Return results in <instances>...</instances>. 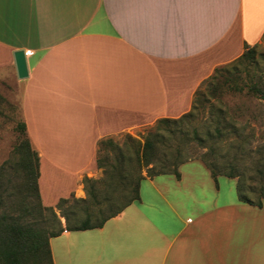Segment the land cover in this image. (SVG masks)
I'll use <instances>...</instances> for the list:
<instances>
[{
	"label": "crops",
	"instance_id": "1",
	"mask_svg": "<svg viewBox=\"0 0 264 264\" xmlns=\"http://www.w3.org/2000/svg\"><path fill=\"white\" fill-rule=\"evenodd\" d=\"M263 36L264 0H0V74L19 87L43 204L84 198L102 140L188 113L215 70ZM189 169L145 179L102 228L52 238L54 264H264L250 204L204 199L211 174Z\"/></svg>",
	"mask_w": 264,
	"mask_h": 264
},
{
	"label": "trees",
	"instance_id": "2",
	"mask_svg": "<svg viewBox=\"0 0 264 264\" xmlns=\"http://www.w3.org/2000/svg\"><path fill=\"white\" fill-rule=\"evenodd\" d=\"M245 46L235 61L219 67L195 94L191 110L179 118H161L143 140L131 135L122 142L99 143V178H83L85 198H61L56 207L43 204L40 157L28 135L16 148V160L0 168V264H54L50 240L69 231L102 228L139 201L147 178L174 175L194 160L209 170L216 185L223 176L237 180L240 201L264 208V132L255 133L248 109L232 106L227 97L264 101V76L242 83L241 74L259 67L257 47ZM264 119L262 112L252 116ZM7 171V188L5 167ZM13 178H11V176ZM253 183H257V187ZM64 219L65 223L62 222Z\"/></svg>",
	"mask_w": 264,
	"mask_h": 264
},
{
	"label": "rangeland",
	"instance_id": "3",
	"mask_svg": "<svg viewBox=\"0 0 264 264\" xmlns=\"http://www.w3.org/2000/svg\"><path fill=\"white\" fill-rule=\"evenodd\" d=\"M257 52L259 67L254 69L251 68L249 72L242 73L240 77V81L242 83L249 81V78L251 77L258 79L259 76H264V45L258 46ZM226 101H228V103L232 106L238 104V106H241L243 109H248V118L250 117L249 122L254 127L255 133L261 137L262 133L264 132V119L260 117L259 119L254 120L252 119V116L255 114L259 116V114L264 109V101L256 97L246 98L244 96H228ZM23 122L24 121L21 111L19 87L10 78L7 77V74H0V168L4 165L12 164L13 161L16 160V148L25 140V137L22 135L20 128V125ZM151 128L152 126H146L139 131H136L134 135L125 133L121 136L115 137L114 140L117 142H122L124 140V136L126 135H131L135 138L143 140L144 135ZM191 162L199 163H186L181 166V169L190 171L189 168L198 167L204 168V170H208L205 165L199 160H194ZM10 167H5L4 174H6V182L7 171L11 175H13L12 169H10ZM13 176H11V178H13ZM100 176L101 174L97 178H99ZM210 184V187L205 184L203 188H198V192L199 194H201L200 196H202L204 199H207L209 201V199L213 198V195H216L221 205H223L224 203H242L238 196L236 179H230L221 176L218 178V185H216L214 184L211 176ZM252 184L256 187L258 185L257 183L253 182ZM9 187L11 186L7 182V188ZM216 189H220V191L216 193ZM78 194L79 195L76 196L77 198H81V196L83 195L81 191ZM249 206L250 207H247L249 209H246L243 214L250 215L252 217L251 225L253 232L257 230L256 228H264V208H259L252 205ZM238 213L240 212L237 208L236 214ZM63 220L64 219H62V222L64 223ZM262 231H264V229ZM261 241L262 246H264V237L261 238Z\"/></svg>",
	"mask_w": 264,
	"mask_h": 264
},
{
	"label": "water",
	"instance_id": "4",
	"mask_svg": "<svg viewBox=\"0 0 264 264\" xmlns=\"http://www.w3.org/2000/svg\"><path fill=\"white\" fill-rule=\"evenodd\" d=\"M15 61L17 67V73L20 79L28 77L27 60L24 51H17L15 53Z\"/></svg>",
	"mask_w": 264,
	"mask_h": 264
}]
</instances>
